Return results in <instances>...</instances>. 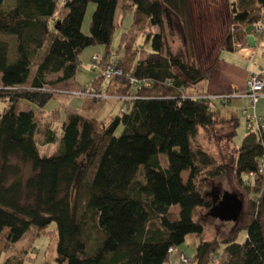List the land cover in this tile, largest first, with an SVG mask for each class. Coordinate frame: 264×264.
Instances as JSON below:
<instances>
[{"label":"trees","instance_id":"trees-1","mask_svg":"<svg viewBox=\"0 0 264 264\" xmlns=\"http://www.w3.org/2000/svg\"><path fill=\"white\" fill-rule=\"evenodd\" d=\"M90 4L95 11L87 35L83 24ZM4 5L0 0V234L8 231L7 246L32 229L40 236L55 224L56 232L48 235L56 243V264H174L176 249L190 236L199 242L193 264H264V132L250 130L237 148L239 122L223 116L215 99L194 93L213 74L221 51L249 46V27L264 21V0H229L234 30L207 70L198 52L192 0ZM128 16L132 23L124 28ZM175 35L183 42L177 53L169 44ZM92 47L105 54L90 59L93 79L80 84L81 58ZM108 67L123 76L101 77ZM69 82L77 92L93 88L102 97L127 99H120L118 114L108 121L89 111L64 117L59 109L41 119L57 96L53 87ZM203 136L231 162L218 164L199 142ZM42 146L57 149L48 156ZM230 176L247 194L249 207L244 204L230 236L208 240L197 213L210 214L215 206L209 182ZM244 230L246 241L237 243ZM12 259L5 264H23Z\"/></svg>","mask_w":264,"mask_h":264},{"label":"rangeland","instance_id":"rangeland-1","mask_svg":"<svg viewBox=\"0 0 264 264\" xmlns=\"http://www.w3.org/2000/svg\"><path fill=\"white\" fill-rule=\"evenodd\" d=\"M16 0H5L4 7L6 9L11 8L15 4ZM229 0H192L193 5V13H194V23H195V31H196V38H197V47L198 52L201 60V64L204 70H207L210 66V63L215 59L214 55H217L218 50L223 45L224 40L227 37L229 31L234 30L232 21L229 17V7H228ZM95 11V5L90 4L88 8V12L86 14L84 24H83V31L85 34L89 35L90 30V23L92 20V15ZM119 14V13H118ZM132 23V16H128L125 20V27L131 26ZM158 32V30H156ZM123 30H119L116 32L113 49L118 47L121 34ZM256 47L250 50L248 53L250 54V62L244 65L237 64L240 70L245 72L246 77L250 79V77L254 74H263L264 73V34L262 36H258L256 38ZM139 41V43H141ZM170 48L173 50L174 53H177L179 50L182 49V39L175 35L174 37H170ZM212 53V55H211ZM105 54V51L101 47H92L88 48L84 51L82 55V61L84 62V68L82 72H80L77 76V82L80 84H86L89 80L93 79V74L89 73V64L90 59L93 56H102ZM235 55H232L231 52L223 51L221 54V60L219 63H225V66H233L235 67V62L233 60ZM213 63V62H212ZM88 65V66H87ZM249 65V66H248ZM252 65V70L250 67ZM97 68V67H96ZM100 68V67H99ZM105 70L100 71L101 77L103 76ZM96 76V75H94ZM53 80H56L57 77H52ZM204 85L202 84L199 88L202 89ZM75 90V87L69 85H57L53 87L54 92L57 93V96L47 105L45 108V113L40 114L41 119L50 118L51 112L54 110H60L61 114L65 117L67 114L76 113L84 115L86 111H94L96 105L104 106L109 108V113L113 110L116 106L117 109L113 115L118 114V111L121 108L120 99L126 100L127 98L121 97H108V99L103 100L101 98V102L99 103H92V100L87 97H75L70 95L72 90ZM76 91V90H75ZM77 92V91H76ZM247 93V84L246 87L238 92L241 96L246 95ZM225 96H231L226 94ZM212 97V96H211ZM216 96L212 97L215 98ZM234 101L230 104V102ZM215 104L221 109V114L225 117H232L237 118L239 122L237 128V135L234 140V144L237 148H241L245 138L249 135L250 130L248 129V124L246 118L243 116L244 111H248L250 113L257 114L259 118H264V94L255 104H252V100L249 98H232L229 99L228 106H224L223 103L215 99ZM95 105V106H93ZM223 105V106H222ZM103 108V107H102ZM110 115V114H108ZM107 115V117H108ZM231 115V116H230ZM103 121H108L110 118H100ZM42 121V120H41ZM231 125V124H230ZM55 129L58 132L60 129V125L56 124ZM227 129L225 131L229 132L231 129ZM223 131V133H225ZM220 133V132H219ZM207 139L206 136L199 138V142L204 146L203 148H207L211 151V153L215 156L218 164H226L230 163L231 159L227 156H223L221 151L217 148L215 143L212 145ZM57 146H47L41 147L40 151L43 155H54L56 152ZM224 154H229L228 152H223ZM29 171V167H26ZM188 174L185 175L187 178ZM209 188V198L212 200L215 205H217L220 201H222L223 196L225 193H230L237 195L241 200L244 201L245 207H249L247 194L243 192V188L237 184V181L234 179L233 176L229 178H223L218 181H211L208 184ZM263 193H264V184H263ZM262 194V193H261ZM176 213L178 209H173ZM197 220L205 221L206 228H207V239L212 240L215 237H218L219 240L225 238L226 235L232 232L235 223L233 222H224L217 219H214L211 216V213H207L205 211H198L197 213ZM242 221V220H241ZM210 223V224H209ZM244 223V222H243ZM55 231L56 232V225L53 224L50 226L46 232L42 233L40 236L37 234L36 229H32L26 236L14 246H7L6 237L8 231L5 230L2 234H0V264H5L10 258L22 259L23 264H43L46 260V264H56L55 260L57 258L56 253V243L54 240L50 239L48 233ZM230 236V234L228 235ZM227 237V236H226ZM247 239V232L244 230L240 232L238 235L237 243H244ZM198 239L194 236H190L186 243L176 249V253L174 254V258H177L176 264H182L179 260V253H185L187 258L190 261H194L195 254L198 247ZM190 264H193L190 262Z\"/></svg>","mask_w":264,"mask_h":264},{"label":"built area","instance_id":"built-area-1","mask_svg":"<svg viewBox=\"0 0 264 264\" xmlns=\"http://www.w3.org/2000/svg\"><path fill=\"white\" fill-rule=\"evenodd\" d=\"M264 34V21L260 20L257 23L253 25V30L251 33V36L254 38L256 42V38L258 36H262ZM236 50L238 52H241L244 55H249V51L252 50L250 45L246 48H243L241 45H236ZM97 62H100V58L96 57L94 59ZM123 76V71L120 70L119 68L115 67H108L104 71L103 77L107 79H115L116 77ZM131 84L132 85H138L139 82L133 78H131ZM264 94V79H263V74H254L250 77V79L247 82V93L244 96H241L238 94V92H232L231 96H216L215 98L210 97L211 99H218L220 100L224 106H228L229 104V99L232 98H249L252 100V104H255L258 102V100L263 96ZM73 96L75 97H87L89 99H97V98H103V99H108V97H102L98 94L96 89L93 88H87L85 92H74ZM243 116L247 120L248 124V129L253 131V130H258L259 132H264V119L263 118H258V116L250 114L248 111L243 112ZM261 174L264 176V161L261 163ZM173 250H170V253H172ZM179 260L182 262V264H190V260L187 258L185 254H179Z\"/></svg>","mask_w":264,"mask_h":264},{"label":"crops","instance_id":"crops-1","mask_svg":"<svg viewBox=\"0 0 264 264\" xmlns=\"http://www.w3.org/2000/svg\"><path fill=\"white\" fill-rule=\"evenodd\" d=\"M249 29H250V32H249L248 37L251 36L252 30H253V29H251V27H249ZM222 52L223 51H221L219 53V58L215 63V68H214L213 74L209 77L208 80L201 83L202 86L204 85V87H202V89H201V88H199V86L201 84L198 85L195 88L194 93H196V92L205 93L209 97H211V96L212 97L223 96L226 94L229 95L232 92H241V90L246 87V84H247L249 78L246 77L245 72L240 70V68L237 66V64H242V63H244V65H246L247 63L249 64V62L251 60L250 54L244 55L238 51H228V52H231L232 55H235L233 58V60L235 62V67H233V66H228V65L225 66V63H219L221 60ZM250 70H252V65L250 67ZM88 82H90V80ZM61 85H64V86L71 85L74 87V84L72 82L61 84ZM233 102L234 101L230 102V104ZM93 106H95V105H93ZM95 108L96 109L93 112L92 111H89V112L92 115H94L95 117H97L98 119H100V118H113L115 116V115H113L114 113H111L112 110L109 113V110H107L109 108L101 106V104L96 105ZM86 112H88V111H86ZM71 114H76V113H71ZM108 114H110V115H108ZM250 114L258 116L257 114H254V113H250ZM107 115H108V117H107ZM229 119H233V118L229 117ZM234 119L237 120V118H234ZM176 257L174 258L175 261L173 259V263L177 261ZM170 261H171V259L168 261V264L171 263ZM174 264H176V263H174Z\"/></svg>","mask_w":264,"mask_h":264},{"label":"water","instance_id":"water-1","mask_svg":"<svg viewBox=\"0 0 264 264\" xmlns=\"http://www.w3.org/2000/svg\"><path fill=\"white\" fill-rule=\"evenodd\" d=\"M248 40L250 47L254 49L256 47L254 38L249 36ZM243 211L244 201L237 195L225 193L222 201L212 209L211 216L220 221L237 223L240 220Z\"/></svg>","mask_w":264,"mask_h":264},{"label":"clouds","instance_id":"clouds-1","mask_svg":"<svg viewBox=\"0 0 264 264\" xmlns=\"http://www.w3.org/2000/svg\"><path fill=\"white\" fill-rule=\"evenodd\" d=\"M255 44H256V42H255ZM250 45V44H249Z\"/></svg>","mask_w":264,"mask_h":264}]
</instances>
